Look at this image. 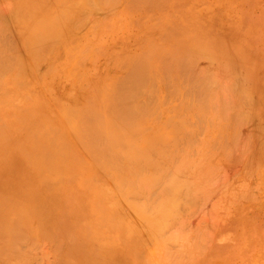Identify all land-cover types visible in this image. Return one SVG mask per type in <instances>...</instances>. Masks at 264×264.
Segmentation results:
<instances>
[{"label": "rangeland", "instance_id": "obj_1", "mask_svg": "<svg viewBox=\"0 0 264 264\" xmlns=\"http://www.w3.org/2000/svg\"><path fill=\"white\" fill-rule=\"evenodd\" d=\"M42 29L45 31L42 32ZM0 36L4 39L7 37L12 45L11 63L21 61L13 65L14 68L0 70V118L5 121V126L14 122L10 121V117L19 113L16 110L35 107L34 104L47 113L52 110L54 117L49 123L52 127L44 132V126H40L43 133H36L37 136L34 137V131L33 139L38 137L41 145L49 143L58 154L73 153L67 146V143H73L71 139L66 142L64 139H55L57 126L62 124L66 117L64 114L56 115L55 110L58 108L51 105L61 97L82 100L92 92L100 94L97 90L104 83L107 85V91L99 96L113 100L118 98L116 101H121L122 97L130 95L127 89L132 81L124 62H128L130 68L134 65L133 68L140 76L138 81L133 79V85L140 87V92H133V106L144 109L138 111L133 107V112L139 113L140 118L142 115L146 116L145 129L142 128V131L140 128L133 133L138 138L137 147L141 152H136L133 160V143L126 145L125 155L130 157L126 160L129 162L131 159V163H124L120 167L121 171L119 168L123 176H112L115 172L109 168L108 170L112 171V179L101 174L103 170L96 162L85 164L84 170L75 176L64 173L68 167L62 165L61 156L50 160L52 164L48 163V166L42 167V172L32 171L31 167L39 166L43 160L39 154L41 146L29 149L24 155L16 148L11 151V159L6 162L2 161L5 156L0 153V205L6 203L16 209L19 214L15 217L22 215L26 219L31 214L27 218L29 222H26L34 223L32 235L29 234L32 230L27 229V232V226L24 230V227L19 225L20 218L15 221L8 219V223L5 222L6 226L1 230L12 228L15 231L16 228H22L21 233L16 229L15 234L26 232L31 237H36L35 242L31 240L33 242H28L29 244L11 245L8 242L7 248L10 252L7 249L8 254L6 251L2 253L0 264L9 263L14 251L18 255L28 254L29 264H233L226 261L227 249L231 248L236 240L241 239L236 233L240 231L239 223L245 219L251 222L264 219V0H0ZM137 51L143 54H138ZM83 53L85 57L82 55V59ZM144 53L147 54L145 58ZM78 57L81 58L78 60ZM154 59L157 61L154 62ZM82 60L85 65L81 63ZM186 60L192 67L184 71L178 64L181 61L188 64ZM147 61H151V64ZM139 62L145 64L141 63L139 66ZM31 63L35 69L30 67ZM142 65L145 71L141 68ZM160 65L162 68L158 67ZM150 67L152 68L148 69ZM91 68L94 70L92 74ZM58 69L66 72V76L62 78L64 73ZM82 69L85 74H82ZM107 71L111 73V77L105 78ZM71 73H74V77L69 75ZM77 75H82L83 78L80 77V80L77 77V80ZM166 77L169 84L172 83V88L166 89L164 81H161V78L163 80ZM50 86L53 88L50 89ZM74 87L76 88L73 90L68 89ZM119 87L122 95L117 90ZM34 92H44L47 98H38ZM54 92H57L56 95ZM68 92H72V95ZM28 93H34V101L25 96ZM117 93L120 94L119 97ZM166 93L171 96L167 95L168 98L162 100ZM140 95L143 96L139 98ZM148 95L151 96V101ZM194 95H197L198 99H195ZM156 98L161 100L157 102ZM179 98L191 103L190 111H193H189L188 117L185 113L181 114L182 109L176 105V102H182ZM50 100H53L52 103ZM122 106L121 104L120 107L123 108ZM109 109L111 112H108ZM125 109L128 110L123 108L120 111L122 114L117 106L104 109L105 113L111 115H115L117 111L123 118L118 123L116 118L112 125L108 123V126L112 127V133L114 130L118 133L117 129L125 126ZM199 113L200 121L197 120L195 124ZM42 123L38 125H44ZM118 124H121L120 127ZM214 124L217 126L214 127ZM33 125L32 123L30 126ZM194 128H201L199 131L202 132L197 135L198 131ZM185 129L188 130L187 134ZM216 129H222L225 133L228 130V135H232L230 138L226 135V141L220 142L221 138L216 137ZM114 134L110 135H113V141L118 139ZM141 134L144 139L140 137ZM180 135L185 136L183 140L179 138ZM214 135L216 142H209L214 141ZM16 138L18 141L19 138ZM16 140L14 138L12 144L20 145L14 142ZM20 140H23V147L30 142L25 137ZM173 141L178 147L177 150L170 147ZM82 142H75L80 148V156H84L87 145H92L94 139L91 143L89 139ZM109 143L113 144L111 140ZM208 143H212V148ZM213 144H216V147L213 148ZM153 147L155 151L152 152ZM180 148L183 149L182 152L180 150V153L184 152L183 155L191 153L188 159L183 158L184 156L180 159L182 163L183 159L185 163L187 159L188 163L186 166L182 164L185 169L181 172L184 185L176 190L177 193L184 194L181 205L175 210V203L165 199L162 205L155 209L146 201L147 195L142 192V184L151 187V179L158 178L163 173L159 170L161 165L166 168L175 165V160L181 158V155L177 154ZM68 157H71V161L67 164L74 170L78 162L75 154ZM48 167L49 173L46 169ZM87 173L94 174V177L83 181ZM64 175L66 178L72 176L74 187L66 194L73 198L72 195L78 191L73 198L77 202L68 206L54 205L53 208L65 212V216L62 222L56 223L51 229L45 222L49 216L45 205L48 200L59 198V187L62 186ZM31 177L33 181H30ZM6 181L8 183H5ZM49 181H53L51 185ZM188 183L191 186H188ZM160 185V182H156L152 184V189L156 192L158 190L157 193L164 192L166 187L161 189ZM154 190L152 192H155ZM50 192L55 193L53 197ZM101 198L106 200L103 206L110 210L108 215L112 225L109 220L107 224L108 216L102 218L103 212L100 216L93 213L101 205ZM122 199H129V203H123ZM189 201L192 202L188 206ZM146 203L149 204L150 211ZM133 205L137 206L140 214ZM163 209L169 213L167 216H162ZM114 218L116 221H112ZM69 233L73 234L69 236ZM131 235L135 236L132 241L129 238ZM3 236L0 232V237ZM99 242L104 243L102 249L96 247ZM181 242L189 247L180 253ZM198 243L201 244L197 245ZM13 262L14 260L9 264H15ZM17 262L18 260L16 264ZM18 264H21L20 260Z\"/></svg>", "mask_w": 264, "mask_h": 264}, {"label": "bare ground", "instance_id": "obj_2", "mask_svg": "<svg viewBox=\"0 0 264 264\" xmlns=\"http://www.w3.org/2000/svg\"><path fill=\"white\" fill-rule=\"evenodd\" d=\"M131 2H133V1H131ZM130 4H133V3H130ZM142 10V9H141ZM143 11V10H142ZM74 22V21H73ZM72 22V23H73ZM79 23V22H78ZM73 24H75V23H73ZM72 25V24H71ZM75 26H76V24H75ZM74 25H73V27H75ZM42 32L43 31H45V29H42L41 30ZM115 36V35H114ZM140 37V36H139ZM122 38V37H121ZM82 39V38H81ZM128 40V39H127ZM137 40V39H136ZM145 40V39H144ZM125 41H126V39H125ZM117 42V41H116ZM133 42V41H132ZM134 43V42H133ZM132 44V43H131ZM140 44V43H139ZM11 43H10V41L7 39V37L4 39V37L3 36H0V70L1 69H5V68H14V67H12L13 65L15 66L16 64H18V62H16V64H14V63H11V50H10V48H11ZM124 47H125V45H124ZM124 47H122L123 49H124ZM127 47H129V46H127ZM130 48V47H129ZM145 49H146V47H145ZM145 49H143V50H145ZM37 50V49H36ZM125 51V50H124ZM140 51H142V50H140ZM140 51H137V53L139 54H143L142 52H140ZM154 51V50H153ZM145 52V51H144ZM151 52V51H150ZM60 53V52H59ZM136 53V52H135ZM136 53V54H137ZM147 53V52H146ZM155 53V52H154ZM153 53V54H154ZM66 54V53H65ZM92 54V53H91ZM118 54V53H117ZM134 54V53H133ZM149 54V53H148ZM152 54V55H153ZM157 54V53H156ZM155 54V55H156ZM84 56V53L83 54H81V57H82V59H83V56ZM145 55H147V54H145L144 53V58H145ZM158 55V54H157ZM156 55V56H157ZM90 56V55H89ZM88 56V57H89ZM115 56V55H114ZM156 56H155V58H156ZM80 57V58H81ZM85 57V56H84ZM87 57V58H88ZM136 57V56H135ZM139 57H142V56H139ZM150 57V56H149ZM27 58V57H26ZM32 58H34V57H32ZM68 58H71V57H67V59ZM79 57H78V60L80 59ZM132 58V57H131ZM147 58H148V56H147ZM18 59V58H17ZM22 59H23V57H22ZM35 60H36V58H34ZM66 59V58H65ZM112 59V58H111ZM113 59H114V57H113ZM127 59V58H126ZM125 59V61H127ZM138 60H139V58H137ZM185 59V58H184ZM20 60H21V58H20ZM60 60V59H59ZM147 60V59H146ZM149 60V59H148ZM37 61V60H36ZM73 61H74V59H73ZM81 61V60H80ZM79 61V62H80ZM86 61V60H85ZM123 61V60H122ZM121 61V62H122ZM134 61V59H132V61L131 62H133ZM142 61L143 62H145L143 59H142ZM155 61H157V60H155L154 59V62ZM168 61V60H167ZM170 61V60H169ZM185 61V60H184ZM184 61H181V62H179V64H178V66L179 67H181V68H183L184 69V71L185 70H187L188 68H191L192 66L191 65H189V64H191L190 62H188V60H186L187 62H188V64L186 63V62H184ZM64 61H62V63H63ZM78 62V61H77ZM78 62V64H81V63H83V60H82V62L81 63H79ZM109 62V61H108ZM107 62V63H108ZM148 62V61H147ZM146 62V63H147ZM150 62V63H149ZM148 63L149 64H151V61H149ZM11 63V64H10ZM19 63H21V61L19 62ZM34 63H36L35 61H34ZM128 63V62H127ZM126 62H124V66H126L128 69H129V75H130V77H132V81L130 82V84H131V86H129L130 88L129 89H127V90H129V92L128 93H130V95L129 96H126L125 98L124 97H122V99H120L123 103H121V101H116V99H118V98H116L115 99V97H114V99L115 100H113V99H107V98H102V97H100L99 95H101V93H103V94H105V92L107 91V85L105 86V83L104 84H102V87L99 89V90H97V91H99V92H101L100 94L98 93V92H96V93H91L90 95H88V96H86L85 98H83L82 100H79V99H77V98H73V99H71V100H68V98L67 97H63V99H62V97L61 98H57L56 99V101H54L53 103V105H51V107H55L56 106V108H58V109H56L55 110V114L56 115H58V114H64L65 115V120L62 122V124H58V126H57V132H56V137H55V139L56 140H60V139H64V141L66 142L68 139H71L72 141H73V143H67V146L69 147V148H71L72 150H73V153H69V154H67V153H65L64 155L63 154H58L57 152H56V149H53V146H51L49 143H47V142H45V143H43L42 145L39 143L40 141H38V137L36 138V139H33V136L35 137V136H37V134L36 133H41L42 132V129H41V127L40 126H44V132L47 130L48 131V129L50 128V127H52L51 126V124L49 125V123H50V121H51V119L54 117V113H53V111L52 110H49L48 111V113L46 112V111H43L39 106H36V104H34L35 105V107H28V108H22L21 110H16L17 112H19V113H17V114H15V115H13V116H11L10 117V121H14V122H9V124L7 125V126H5V121L4 120H2V118H0V153H2V154H4V156H5V158L3 159L2 158V161L3 162H6V161H9L10 159H11V151L12 150H16V148H18V150H19V152L22 154V155H24V154H26L27 153V151L29 150V149H32V148H34L35 146H37V147H39V146H41V148H42V150H41V152H39V154H40V157H43V160H42V162H41V164H39V166H34V167H31V170L32 171H34V170H37L38 172H42V167L44 168V167H46V166H48V163H51L52 164V161H50V160H53V159H56L57 157H59V156H61L60 158L63 160V164L62 165H65L66 167H68V168H65V172L64 173H69V174H71L72 176H75V175H77V174H79L80 173V171H82V170H84V167H85V164H88V163H97L99 166H100V169L101 170H103V172L101 171V174H103V175H105L107 178H111L112 179V177L110 176L112 173V171H114L115 173H113L114 175H112V176H115V174H116V176L118 175V176H123V174L121 175V172H119V168L124 164V163H131V159H129V162L126 160V159H128V158H130V157H128V156H126L125 155V153H126V148H127V146L126 145H130V144H132L133 143V160L135 159V157H134V155L136 154V152L137 153H139V152H141V150H139L138 149V142L136 141V139H138L136 136H134V134H135V131L137 132V130H139L140 128H141V130L143 131V129L142 128H144V121H145V117L142 115V117L140 118V114L138 113H134L133 112V107L135 106L133 103V92L134 91H136L137 90V92L139 91L140 92V87L138 88L137 87V84H134L133 85V79L135 80V81H138L137 79H138V77L140 78V76H139V74H137L136 73V69L135 68H133V66L134 65H132V67L130 68V66H128V64H127ZM142 63V62H141ZM141 63L139 62V66L141 65ZM39 64H41V63H39ZM72 64V63H71ZM78 64L76 65V66H78ZM84 65H85V63H83ZM119 64H120V62H119ZM135 64V63H134ZM142 64H145V63H142ZM153 64V63H152ZM166 64V63H165ZM29 65V64H28ZM31 65H32V63H31ZM68 65V64H67ZM83 65V66H84ZM107 65V64H106ZM108 65H110V64H108ZM154 65V64H153ZM167 65V64H166ZM64 66V65H63ZM73 66V65H72ZM76 66H73L74 68L76 67ZM98 66V65H97ZM136 67H137V65H135ZM143 66V67H142ZM141 66V68H143L144 69V71H145V68H144V65H142ZM148 66V65H147ZM152 66V65H151ZM195 65H193V67H194ZM18 67V65L16 66V68ZM31 68L33 67V65L32 66H30ZM71 67V66H70ZM82 66L80 65V68H81ZM87 67H89V66H87ZM121 67V66H120ZM126 67L124 68V70L126 69ZM154 67V66H153ZM158 67H161L162 68V66L160 65V66H158ZM165 67V66H164ZM175 67H177V66H175ZM178 67V68H179ZM34 68V67H33ZM36 68V67H35ZM34 68V69H35ZM49 68V67H48ZM61 68V67H60ZM77 68V67H76ZM79 68V67H78ZM85 68V67H84ZM121 68H123V66L121 67ZM120 68V69H121ZM152 67H150V68H148V69H151ZM161 68H158V70L160 69L161 70ZM196 68V67H195ZM34 69H32V70H34ZM86 69V68H85ZM88 69V68H87ZM92 69V68H91ZM93 69L95 70V68L93 67ZM92 69V70H93ZM99 69V68H98ZM58 70H60V69H58ZM57 70V71H58ZM63 70H65V69H63ZM67 70V69H66ZM69 70H72V69H69ZM69 70H68V72H69ZM76 70V69H75ZM83 70V69H82ZM94 70L93 71H91L90 72V74H92V72H94ZM139 70V69H138ZM159 70V71H160ZM190 70V69H189ZM188 70V72H189V74H190V72H191V70L189 71ZM194 70V69H193ZM49 71V70H48ZM60 71H62V70H60ZM81 71V70H80ZM121 71H123V70H121ZM150 71V70H149ZM154 71V70H153ZM195 71V70H194ZM63 72V71H62ZM73 72V71H72ZM82 72V71H81ZM80 72V73H81ZM120 72V71H119ZM127 72V71H126ZM142 72V71H141ZM64 73V72H63ZM66 73V72H65ZM65 73L62 75V78L64 77V75H65ZM79 73V74H80ZM85 74V71L83 70V72H82V74ZM117 73V72H116ZM123 73V72H122ZM143 73V72H142ZM37 74V73H36ZM62 74V73H61ZM78 74V75H79ZM110 72H106V74L104 75V77L106 78V77H111L110 76ZM127 74V73H126ZM133 74H135V78H133ZM150 74V73H149ZM155 74V73H154ZM157 74H159V73H157ZM69 75H73V77H74V73H71V74H69ZM68 75V77H72V76H69ZM76 75V74H75ZM76 76V78L77 77H79V76ZM87 75H89V74H87ZM86 75V76H87ZM114 75H115V73H114ZM153 75V74H152ZM159 75H161V74H159ZM188 75V74H187ZM186 75V76H187ZM48 76V75H47ZM66 76V75H65ZM82 75H80V77H81ZM97 76V75H96ZM145 76V75H144ZM192 76H193V74H192ZM79 77V78H80ZM103 77V76H102ZM115 77V76H114ZM113 77V78H114ZM120 77V76H119ZM118 77V78H119ZM149 77V76H148ZM188 77V76H187ZM59 78V77H58ZM79 78H77V80L79 79ZM81 78H83V77H81ZM81 78H80V80H81ZM99 78V77H98ZM116 78V77H115ZM117 78V79H118ZM162 78H163V75H162ZM162 78H161V81H164V86L166 85V89H169L170 87L172 88V86H171V84H169V82H168V78L166 77V79H163L162 80ZM189 78V77H188ZM60 79V78H59ZM64 79H66V78H64ZM94 79H95V76H94ZM142 79V78H141ZM76 80V81H77ZM108 81V80H107ZM114 81H115V79H114ZM113 81V82H114ZM142 80H140V82H141ZM217 81V80H216ZM55 82V81H54ZM77 82H79V81H77ZM97 82V81H96ZM122 82V81H121ZM121 82H120V84H121ZM143 82V81H142ZM74 83V82H73ZM72 83V84H73ZM91 83V82H90ZM107 84H108V82H106ZM126 83H128V81L126 82ZM174 83V82H173ZM52 84V83H51ZM63 84H65V83H63ZM75 84V83H74ZM89 84V83H88ZM87 84V85H88ZM117 84V83H116ZM59 85V84H58ZM118 85V84H117ZM123 85V84H122ZM103 86H105L104 88H103ZM114 86H116V85H114ZM119 86V85H118ZM127 86V85H126ZM127 86V87H128ZM140 86V85H139ZM58 87V86H57ZM71 87H73V85L71 86ZM77 87V86H76ZM76 87H74V88H68L69 90H73V89H75ZM157 87H158V85H157ZM51 88H53L52 86H50V89ZM99 88V87H98ZM114 88V87H113ZM117 88V87H116ZM161 88V87H160ZM67 89V90H68ZM109 89V88H108ZM164 89V88H163ZM45 90V89H44ZM54 90V89H53ZM66 90V91H67ZM117 90H119L120 91V87L117 89ZM116 90V91H117ZM158 90H159V88H158ZM165 90V89H164ZM163 90V91H164ZM125 91V90H124ZM145 91H147V90H145ZM163 91L161 92V93H163ZM45 92V91H44ZM44 92H34L36 95H37V97L38 98H40V97H42L43 99H46L47 98V95L44 93ZM52 92V91H51ZM125 92H127V91H125ZM165 92V91H164ZM34 93H32V94H30V93H28V94H26L25 96L26 97H31L29 100L30 101H34V100H32V97H33V95H34ZM49 93V92H48ZM57 93V92H56ZM56 93L54 92L53 94H55L56 95ZM70 92H68V94H69ZM120 93H121V95H122V93L123 92H121L120 91ZM145 93V92H144ZM143 93V94H144ZM147 93V92H146ZM158 93V92H157ZM71 95H72V92L70 93ZM78 94H80V93H78ZM94 94H96L95 96H94ZM112 94H113V92H112ZM118 94V97H119V93H117ZM138 94V93H137ZM111 95V94H110ZM114 95V94H113ZM167 95H169V96H171L170 94H168V93H166V95L164 96V98L162 99V100H165L166 98H168L167 97ZM35 96V95H34ZM117 96V95H116ZM125 96V95H124ZM143 96V95H142ZM141 95H140V97L139 98H141L142 97ZM149 96V95H148ZM191 96V95H190ZM197 95H194L193 97L195 98ZM108 97H109V95H108ZM150 97L151 96H149V98L148 99H150ZM154 97V96H153ZM160 97V96H159ZM192 97V98H193ZM53 98V97H52ZM72 98V97H71ZM193 98V99H194ZM197 98V97H196ZM195 98V99H196ZM144 99L146 100V98H145V96H144ZM158 98H156V100H157ZM198 99V98H197ZM204 99V98H203ZM119 100V99H118ZM161 99H159V100H157V102L158 101H160ZM179 100H183L182 98L180 99L179 98ZM185 100V99H184ZM51 101V100H50ZM53 101V100H52ZM52 101H51V103H52ZM76 101H80V103L79 102H76ZM138 101V100H137ZM150 101H151V99H150ZM186 101V100H185ZM198 101V100H197ZM203 101H205V100H203ZM76 102V103H75ZM135 102H136V100H135ZM147 102V101H146ZM145 102V103H146ZM155 102V101H154ZM199 102H200V100H199ZM137 103V102H136ZM141 103V102H140ZM161 103H162V101H161ZM160 103V104H161ZM197 103V102H196ZM121 104L123 105L122 107L123 108H127L128 110H126L125 109V113L123 112V115L125 114L126 116H125V119H124V122L123 123H125V126L123 127L122 126V129H117L116 128V126H115V128L120 132V130H121V132H120V134H118L117 133V131L115 132V130H114V133H116L117 135H118V137L114 134V133H112L113 131L110 129V128H112V127H110V126H108V123H111V125H112V123H114V120H115V118L116 119H118V121H117V123L119 122V121H122L121 119H123V118H121V110L123 109V108H121L120 106H121ZM152 104H154L155 105V103H152ZM193 104V103H192ZM201 104V103H200ZM134 105V106H133ZM156 105H158V104H156ZM176 105L177 106H179L181 109H182V111H180V113L181 114H183V115H185L186 117H188L189 115H187L188 113H189V111H190V105H191V103L188 101V102H184V101H182V102H176ZM193 105H195V104H193ZM203 105H204V102H203ZM112 106H117L120 110H119V112L121 113L120 115H119V113L116 111V114L115 115H111V113H105L104 112V109L106 108V107H112ZM152 107H154V106H152ZM158 107V106H157ZM156 107V111L158 112V108ZM195 107V106H194ZM193 107V108H194ZM134 108H136V109H138L137 107H134ZM196 108V107H195ZM62 109H64V110H66V111H63ZM139 109H144V108H139ZM139 109H138V111H139ZM151 109V108H150ZM154 108H152V110H153ZM197 109H198V107H197ZM110 110V109H109ZM115 110V109H114ZM118 110V109H117ZM106 111H108V110H106ZM192 111L193 110H191L190 112L192 113ZM108 112H111V110L110 111H108ZM113 112V111H112ZM115 113V112H114ZM143 113V112H142ZM155 113V112H154ZM185 113V114H184ZM208 113V112H207ZM153 113H151V115H152ZM204 114V113H203ZM111 115V116H110ZM119 115V117H120V120H119V117L117 118V116ZM155 115V114H154ZM153 115V116H154ZM192 114H190V116H191ZM194 115V114H193ZM192 115V116H193ZM201 113H199L197 116V119H196V121H195V124L198 122V121H200V119H199V117L201 118ZM195 116V115H194ZM206 116V115H205ZM95 117V118H94ZM204 117V116H203ZM202 117V118H203ZM92 118H94V119H92ZM96 118H98L97 120H96ZM206 118H207V116H206ZM193 119H195V118H193ZM208 119V118H207ZM206 119V120H207ZM198 120V121H197ZM34 121V122H33ZM42 121H43V123H42ZM201 121H203V119L201 120ZM34 124L33 126H30L31 124ZM39 123H42V124H44V125H38ZM90 123H92V124H90ZM29 125V126H28ZM121 125V124H120ZM120 125L118 124L117 126H119L120 127ZM215 125L216 124H214L213 126L215 127ZM193 126H194V124H193ZM217 126V125H216ZM118 127V128H119ZM27 128V129H26ZM190 128H192V127H190ZM220 128V127H219ZM113 129H114V127H113ZM145 129V128H144ZM186 129H189V128H186ZM185 129V130H186ZM195 129V131H198L197 132V135H198V133L200 132L199 130H202L201 128H194ZM104 130H106V132L104 131ZM108 130V131H107ZM123 130V131H122ZM184 130V131H185ZM190 130V129H189ZM34 131H36L35 132V134L32 136V134H33V132ZM46 131V132H47ZM187 132H186V134L188 133V130H186ZM213 131V130H212ZM211 131V132H212ZM230 131H232V130H230ZM202 132V131H201ZM200 132V133H201ZM216 132H217V134H216V137L217 138H219L220 139V142H222V141H226V139H227V137H231V135L229 136L228 135V133H230L228 130L226 131V133L224 132V130H222V129H219V130H217L216 129ZM223 132H224V134H223ZM43 133V132H42ZM127 133H129V135H126ZM134 133V134H133ZM192 133H193V131H192ZM205 133V131H203V134ZM111 134H114L115 136V138L117 137L118 139H116V140H114L113 141V135L112 136H110ZM179 134H182V133H179ZM193 134H195V132L193 133ZM143 134H141V136L140 137H143L142 136ZM184 135H185V133H184ZM184 135H180L181 137H179V138H181L182 140H183V138L185 137ZM202 135V134H201ZM211 137H212V135L211 134H209ZM226 135H227V137H226ZM235 135V134H234ZM18 137L19 139H18V141L16 140L17 138L16 137ZM179 136V135H178ZM177 136V137H178ZM184 136V137H183ZM188 136V135H187ZM186 136V137H187ZM190 136V135H189ZM188 136V137H189ZM193 136H195L196 137V135H192V137ZM28 138V140H30V142L27 144V145H25V146H28V147H23V146H21V145H23L24 143H22L23 142V140H20V139H22V138ZM191 137V136H190ZM194 137V138H195ZM216 137H215V135H214V141H209V142H213V143H215L216 141ZM235 137H236V135H235ZM15 138V140L16 141H14V142H17V143H19L20 145H17L16 144V146L14 145V144H12V142H13V139ZM89 139V142L92 140V139H94V142H93V144L92 145H87V147H86V149H85V154H84V156H80L79 155V149L80 148H78L77 147V145L75 144V142H84V140H88ZM91 139V140H90ZM143 139H144V137H143ZM180 139V140H181ZM210 139V138H209ZM212 140H213V138H211ZM219 139H217L218 141H219ZM232 139V138H231ZM235 139V138H234ZM109 140H111V143H113V144H110L109 143ZM178 140V139H177ZM176 140V141H177ZM179 141V140H178ZM228 141V140H227ZM10 142V143H9ZM82 142V143H83ZM219 142V143H220ZM223 142V143H224ZM22 143V144H21ZM91 143V142H90ZM175 143V141H173V143H172V146H170V147H172V148H176V150L178 149V147H177V145L176 144H174ZM222 143V144H223ZM87 144V142L85 143V145ZM209 145L211 144L212 145V143H208ZM208 144H207V146H208ZM217 144H218V142H217ZM230 144V143H229ZM228 144V145H229ZM84 145V144H83ZM120 145V146H119ZM211 145H210V148H212L211 147ZM216 144H213V148L214 147H216L215 146ZM218 145H220V144H218ZM227 145V144H226ZM79 146V145H78ZM83 147V146H82ZM209 147V146H208ZM207 147V148H208ZM182 148V147H181ZM179 149L178 151H179V153L177 152V154H179V156L181 155V158L180 157H178V159H176L177 158V156L178 155H176V158H174V159H176L175 161H177V163H175L174 162V164L175 165H172V166H170V167H165L164 165H161V167H159V170H162L163 171V173L161 174V175H159V177L158 178H153V179H151V181H152V183H151V187H147L148 185H146V184H142V187H140V188H142V192H145L146 193V195H147V202L151 205V207H155V209H156V207L158 206V205H162V203H163V201L165 200V199H170L171 201H173L174 203H175V205L173 206V209H175V210H177L178 208H179V206L181 205L180 203V201H181V198H183V195L184 194H182V193H177L176 192V190H178V188L181 186V185H184V181L182 182V178L181 177H183V175H182V173L185 171V169H183V167H182V164L184 163V165L185 164H188L187 163V159H188V155L190 156L191 155V153L188 151V150H185V152L187 151V152H189V153H185L186 155H183V153H180V150H181V152L183 151V149ZM206 148V147H205ZM152 150V152H153V150L155 151V149H154V147L153 148H151ZM206 150H208V149H206ZM150 151V150H149ZM150 151V152H151ZM173 152V151H172ZM171 153V152H170ZM70 154H75V157H76V159H77V165L75 166V169L74 170H71L70 169V167L68 166V164H67V162L68 161H71V157L69 158L68 156L70 155ZM127 154V153H126ZM129 154H131L130 152H129ZM205 153H203V155H204ZM262 154H263V152H262ZM156 155H157V153H156ZM158 156V155H157ZM182 156H184L183 158H187L186 159V163H185V160L183 159V163L181 162V160H182ZM186 156V157H185ZM191 157V156H190ZM264 158V157H263ZM58 159V158H57ZM171 159H173V158H171ZM170 159V160H171ZM181 159V160H180ZM178 160L180 161L179 163H178ZM108 161V162H107ZM172 161H174V160H172ZM171 161V164H173V162ZM54 162V161H53ZM56 162H54V164H55ZM57 164H61V163H57ZM53 166V165H52ZM61 166V165H60ZM60 166H57L58 168H60ZM134 166V165H133ZM140 166V165H139ZM186 166V165H185ZM184 166V167H185ZM36 167H38V169L36 168ZM40 167V168H39ZM55 167V166H54ZM136 167V166H135ZM135 167H134V169H135ZM51 168V167H50ZM113 169L112 171H109L108 169ZM47 170H48V173L50 172V170H49V167L48 168H46ZM69 169V170H68ZM100 169H98V173L100 172ZM182 169L184 170L183 172H182ZM120 171H121V168H120ZM134 171V170H133ZM182 172V173H181ZM47 173V172H46ZM182 175V176H181ZM66 175H64V176H62V186L61 187H59V189H60V194H59V198L57 199V197H56V199H54V200H48V203H47V205H45L46 206V213L49 215L48 216V220H46L45 222H46V224L48 225V227L49 228H53L54 227V225L56 224V223H58V222H62L63 221V219H64V216H65V212H63V211H61V210H56V208L54 209L53 207H54V205L56 204V206L58 205V204H61V205H63V206H68L69 204H73V202H77L76 201V199H73L74 198V194H76L77 192H75L72 196H73V198L72 197H68L67 196V194H66V192L67 191H69L70 189H72L73 187H74V181H73V179H72V176L71 177H68V178H66L65 177ZM108 176H110V177H108ZM40 177H41V173H40V175H39V179H40ZM93 177H94V174H91V173H87L86 175H85V177L83 178V181H89L90 179H93ZM96 177H98V176H96ZM98 178H101V177H98ZM115 178V177H114ZM117 178H120V177H117ZM180 178V179H179ZM74 179H76V178H74ZM182 179V180H181ZM46 180V179H45ZM50 180V179H49ZM114 180V179H113ZM30 181H33V178L31 177V179H30ZM37 181H39L40 182V180H37ZM58 181V180H57ZM36 182V181H35ZM53 182V181H52ZM52 182H50L49 181V184L51 185L52 184ZM133 182V181H132ZM131 182V183H132ZM161 183V185L163 186H161V189H163L164 187H166V188H164L165 190H164V192H162V191H160L161 193H157L158 192V190H157V192L154 190V189H152V184H155V183ZM5 183H8V181H6ZM48 184V183H47ZM57 184H58V182H57ZM189 184V185H188ZM187 185L188 186H191L190 185V183H188ZM5 186V185H4ZM49 186V185H48ZM139 188V189H140ZM189 189H190V187H188ZM49 189V188H48ZM139 189H137L138 191H139ZM150 189H152V191L154 190L155 192H152V191H150ZM150 191V192H149ZM51 193V195H52V197H53V194H55L54 192H50ZM144 193V194H145ZM146 195H145V199H146ZM138 196V195H137ZM136 196V197H137ZM140 196H142V195H140ZM135 197V198H136ZM142 198V197H141ZM137 199H140V198H137ZM190 199H192V196L190 195ZM189 199V200H190ZM119 201H120V203H121V200L120 199H118ZM129 200V199H128ZM128 200H126V199H122V201H123V203L125 202V201H127V203H129L128 202ZM131 200H133V197H132V199ZM142 200V199H141ZM144 201V200H143ZM143 201H142V203H143ZM192 201H189V204H188V206L190 205V203H191ZM95 203H96V201H95ZM101 205H99V208L98 209H96L97 211H93V213L94 214H97L98 216H100V214H101V216H102V218H103V216H108L109 217V208L107 207V206H103V204L104 203H106V200L105 201H103L102 200V198H101ZM127 203H125V205H128ZM148 203H146V205L148 206V210L150 211V207H149V204ZM97 204V203H96ZM143 205H145V203H143ZM1 207H0V230L1 229H3L6 225H4V223L6 222V223H8L7 222V220L8 219H10V220H14L15 221V219H17V220H19V218H20V221H21V223H20V221H18L20 224L19 225H21V227L25 230V228H26V226H27V228H26V230L28 229V230H32V232H29V234L31 233V235H32V233H33V229H34V223L33 222H30V223H27L26 222V220L29 222V220L27 219L30 215H28V217L25 219L24 217H22V215L20 216L19 215V217H15L16 215H18L19 213L16 211V209H14L13 207H11V206H8L6 203H3L2 205H0ZM95 206V205H94ZM102 206H103V208H104V211H103V208H102ZM134 206V205H133ZM96 208H97V205H96ZM133 208H135V210L140 214V212L138 211V208H137V206L135 205ZM132 208V209H133ZM147 208V207H146ZM21 210H23V209H21ZM134 210V211H135ZM26 211H27V208H26ZM26 211H25V213H26ZM137 212H135V214L137 213ZM24 212H22V214H23ZM24 213V214H25ZM111 213V212H110ZM171 213H173V211L171 212ZM64 214V215H63ZM66 214H67V212H66ZM169 213L165 210V209H163V212H162V216H167ZM54 215H55V217H54ZM71 215V214H70ZM97 215H94L95 217H98ZM27 216V215H26ZM25 216V217H26ZM106 216L104 217V218H106ZM113 216V215H112ZM107 217V222H108V220H109V222L111 221V219H110V217L108 218ZM113 218V217H112ZM118 218H119V215H118ZM121 218V217H120ZM120 218L118 219V220H120ZM23 220V222L24 223H22V220ZM258 219V218H257ZM96 220L97 221H99L97 218H96ZM117 220V221H118ZM105 221H106V219H105ZM112 221H116L115 220V218H114V220H112ZM17 222V223H18ZM44 222V223H45ZM104 222V221H103ZM109 222L107 223V224H109ZM106 223V222H105ZM23 224V225H22ZM41 224V223H40ZM110 224H111V222H110ZM114 224H116V223H114ZM119 224V223H118ZM120 224H122V223H120ZM124 224V223H123ZM19 225H15V226H19ZM25 225V226H24ZM87 225V224H86ZM112 225V224H111ZM108 226V225H107ZM118 226H120V225H118ZM12 227V226H11ZM116 228H118L117 226H115ZM21 228V229H22ZM36 228H37V226H36ZM239 228H240V231H237L236 233H238L240 236H241V239L239 238L238 240H236L235 242H234V244H233V246L231 247V248H229V249H227V251H228V253H227V259H226V261L227 262H231V263H233L234 264V262H235V264H254V263H260V264H264V219L263 220H261V219H258V220H256L255 222H251V220H249V219H245L243 222H240L239 223ZM14 229H15V227H14ZM17 229V228H16ZM16 229H15V231H13V229L11 228V229H6V230H1L0 232H2L3 234H4V236H3V238H1L0 237V256H2L3 254L2 253H4V251H6V253L8 252L7 251V244H8V242L12 245V244H17V245H19V244H26V243H31V242H33V241H31V240H34L35 238L33 237H31V235H29L28 233H24L23 231V234H15V232H16ZM21 229H17V230H19V231H17V232H20L21 233ZM22 229V230H23ZM114 229V228H113ZM28 230H27V232H28ZM87 230V229H86ZM120 230H121V228H120ZM123 230V229H122ZM121 230V231H122ZM110 231V230H109ZM124 231V230H123ZM127 231V230H126ZM88 232V231H87ZM116 232V231H115ZM114 233V232H113ZM70 234V233H69ZM71 234H73V233H71ZM71 234L69 235V236H71ZM121 234V233H120ZM132 234V233H131ZM88 235V234H87ZM103 235L104 234H102L101 236L103 237ZM35 236V235H34ZM123 236V235H122ZM133 235H131V237H129L130 239H131V241H132V238H135V236L134 237H132ZM63 237V236H62ZM61 237V238H62ZM124 237H125V235H124ZM101 238V237H100ZM126 238H127V240H128V236H126ZM70 240L72 239V238H69ZM88 239V238H87ZM116 240H117V238H116ZM73 241V240H72ZM34 242H35V240H34ZM36 242H38V239L36 240ZM28 243V244H29ZM33 244L34 243H32V245L31 246H33ZM201 243H198L197 245H200ZM103 245H104V243L102 244L101 242H99V243H97L96 244V247L98 248V249H102L103 248ZM15 247H17L16 245H14ZM93 246V245H92ZM180 247H181V249H179V252L181 253V252H183L186 248H188L189 247V245L187 244H185L184 242L182 243H180V245H179ZM12 247V246H11ZM10 247V248H11ZM15 249V248H14ZM9 250V249H8ZM9 252H10V250H9ZM8 252V253H9ZM7 253V254H8ZM12 254H13V251L11 252ZM7 254H5V255H7ZM85 255V254H84ZM10 257V256H9ZM30 256L28 255V254H22V255H18V254H16V252L14 251V254H13V256L11 257V260H10V262L9 263H12V260H14V262L13 263H15L16 264V261L18 260V262H19V260L21 261V264H22V261H23V264H29V260H30V258H29ZM22 259H24V260H22ZM18 262H17V264H18ZM9 263H6V264H9ZM32 263V262H31ZM30 263V264H31Z\"/></svg>", "mask_w": 264, "mask_h": 264}]
</instances>
